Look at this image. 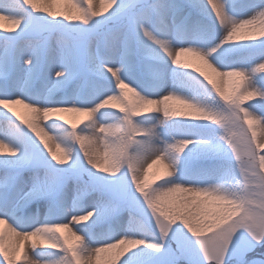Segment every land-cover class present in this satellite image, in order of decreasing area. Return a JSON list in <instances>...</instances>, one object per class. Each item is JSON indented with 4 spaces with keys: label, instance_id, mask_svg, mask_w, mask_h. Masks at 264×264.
I'll return each instance as SVG.
<instances>
[{
    "label": "snow or ice",
    "instance_id": "obj_1",
    "mask_svg": "<svg viewBox=\"0 0 264 264\" xmlns=\"http://www.w3.org/2000/svg\"><path fill=\"white\" fill-rule=\"evenodd\" d=\"M0 264H264V0H0Z\"/></svg>",
    "mask_w": 264,
    "mask_h": 264
}]
</instances>
